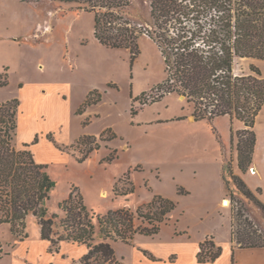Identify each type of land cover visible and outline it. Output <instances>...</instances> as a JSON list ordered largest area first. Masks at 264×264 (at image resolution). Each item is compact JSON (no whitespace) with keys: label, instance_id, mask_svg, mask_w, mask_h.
Listing matches in <instances>:
<instances>
[{"label":"rangeland","instance_id":"obj_1","mask_svg":"<svg viewBox=\"0 0 264 264\" xmlns=\"http://www.w3.org/2000/svg\"><path fill=\"white\" fill-rule=\"evenodd\" d=\"M130 2V18L148 21L150 0ZM84 8L58 0H0V103H20L14 144L18 149L30 145L47 167L55 182L49 207L58 212L56 202L67 198L74 185L100 215L120 208L135 211L156 196L173 201L175 208L162 225L165 239L172 230L208 221L220 185L230 199L222 168L238 154L239 130L228 116L195 120L194 105L176 93L145 103L142 95L148 93L144 99H149L167 78L156 43L141 36L135 59L128 49L107 48L95 38L94 14ZM252 65L238 59L236 74L254 75ZM131 183L133 192H114L115 186L122 193ZM238 198L264 236V212ZM233 205L235 211L240 207L234 202L231 210ZM235 219L236 231L243 230ZM26 233L21 240L9 226L0 227V264H82L71 262L66 248L51 251L50 243L41 240L36 217H28ZM135 239L150 242L141 234ZM135 239L113 243L122 264L144 260Z\"/></svg>","mask_w":264,"mask_h":264},{"label":"trees","instance_id":"obj_2","mask_svg":"<svg viewBox=\"0 0 264 264\" xmlns=\"http://www.w3.org/2000/svg\"><path fill=\"white\" fill-rule=\"evenodd\" d=\"M58 1L84 4L94 14L95 38L107 48L128 49L133 59L139 54L140 37L152 39L167 78L151 91L149 99H144L148 94L144 93L143 101L156 102L176 93L194 105L195 120L228 116L242 122L244 128L237 132L238 161L240 170L247 172L257 142V117L264 106V77L257 66H251L254 75H238L235 66L238 59L264 60V0H150V17L145 23L135 22L127 14L130 0ZM19 109L16 99L0 103V227L9 226L13 235L24 240L27 219L34 216L41 239L50 243L51 251L59 252L63 242L86 247L82 264H122L114 242L131 244L138 234L160 232L175 208L173 201L161 196L135 211L120 208L100 215L87 207L79 187L72 185L67 198L56 202L59 211L53 212L48 203L54 200L55 182L47 167L36 160L30 145L18 149L14 144ZM223 178L231 204L240 206L237 211L234 205L232 209L234 247L264 248V236L247 219V209L238 196L263 212L264 203L235 174L232 161H225ZM134 188L131 183L121 193L115 186L114 192L126 195ZM235 217L243 230L236 231ZM222 252L223 247L207 238L200 245L198 263H213Z\"/></svg>","mask_w":264,"mask_h":264},{"label":"crops","instance_id":"obj_3","mask_svg":"<svg viewBox=\"0 0 264 264\" xmlns=\"http://www.w3.org/2000/svg\"><path fill=\"white\" fill-rule=\"evenodd\" d=\"M244 59L251 60L252 64L261 70L264 77V60ZM232 125L234 130L244 128V124L238 120H234ZM255 131L257 142L250 168L245 173L240 170L238 154L235 158L233 157V168L235 174L240 175L248 187L257 194L259 200L264 203V106L257 117ZM223 169L224 167L222 168V174ZM216 180L219 184L220 177L218 175ZM222 186L220 185L214 194L215 203H213V208L208 212V221L204 222L201 220L198 222L199 224H190L184 230H172L170 237L166 239L161 234L164 228L163 225L159 234L145 236L150 239L147 244L145 242L149 240L138 243V240L135 239V243L139 245L138 250H143L145 254L143 256L145 261L142 260L138 264H201L198 263L197 255L200 251L201 243L207 238H212L218 246L223 247V252L215 262L205 264H264V248L241 249L234 247L232 242L231 201ZM191 190L194 189L191 188ZM65 248L71 262L76 259L81 263V258L88 252L84 246L67 242L60 244L59 252L60 250L61 252L64 251ZM77 248L80 249L78 250L79 252L76 251ZM59 252H55V254ZM132 264H137V262Z\"/></svg>","mask_w":264,"mask_h":264},{"label":"water","instance_id":"obj_4","mask_svg":"<svg viewBox=\"0 0 264 264\" xmlns=\"http://www.w3.org/2000/svg\"><path fill=\"white\" fill-rule=\"evenodd\" d=\"M182 98H184V97H182Z\"/></svg>","mask_w":264,"mask_h":264}]
</instances>
